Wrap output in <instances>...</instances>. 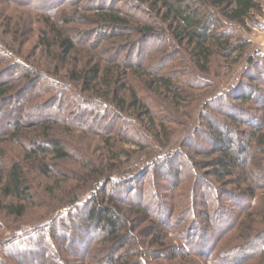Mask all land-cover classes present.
<instances>
[{
  "label": "trees",
  "instance_id": "trees-1",
  "mask_svg": "<svg viewBox=\"0 0 264 264\" xmlns=\"http://www.w3.org/2000/svg\"><path fill=\"white\" fill-rule=\"evenodd\" d=\"M263 1L72 0L57 12L64 0H40L9 13L0 224L40 215L37 187L47 202L45 229L26 234L36 246L0 264H151L141 248L158 252L153 264H264V54L246 56L239 32ZM150 175L152 189L134 188ZM74 214V233L59 236ZM48 242L76 258L46 253Z\"/></svg>",
  "mask_w": 264,
  "mask_h": 264
},
{
  "label": "rangeland",
  "instance_id": "rangeland-1",
  "mask_svg": "<svg viewBox=\"0 0 264 264\" xmlns=\"http://www.w3.org/2000/svg\"><path fill=\"white\" fill-rule=\"evenodd\" d=\"M40 0H18V2H20L21 4L19 6H17L15 3H13L11 0H0V29H1V33L3 32V35H0V53H3L4 49V44L7 43L9 37L6 34V29H4L2 27L3 23L5 22V19L7 17V15L10 13H13L15 8H19V11H27L31 8V6H36L37 4H39ZM57 2L59 1H63V0H55ZM72 0H64V2L66 3V5H60L57 6L56 11H60L63 8L67 7V2H70ZM110 5V2L107 4ZM122 4H118V6H121ZM29 8V9H28ZM34 13H38V11L35 10V8H32ZM14 15L16 14L15 12L13 13ZM217 26H215L216 28ZM239 32L243 35V37L247 38L250 41V47L248 49V52L246 54V56H249L251 54H259L260 56H262L264 54V1H263V5L261 8V11L256 12L253 15L252 20H249L245 26L239 27ZM35 39V38H34ZM34 49V47H33ZM154 49L153 47H150L149 51L146 52H152ZM34 51V50H33ZM29 52H32V46H29ZM16 54L12 55L13 57H15ZM26 59V57H23ZM23 58H18L15 57V59L20 60V61H25V59ZM246 58V57H245ZM245 58L238 63L235 71L231 74L228 83H223V85H221V90H225V88L232 86L234 83H236L238 81V79L241 77L240 73L242 72V70H244V68L246 67V61ZM3 66V65H2ZM2 66L0 68H2ZM21 85H24L23 83L19 85V87ZM264 86H262L263 88ZM40 88H37V91L33 92L30 94L29 97H33L37 94L38 90ZM67 98H69L68 102L73 103L74 101H76V96L73 92H69V96H67ZM49 99V95H45L43 97V101L48 100ZM103 118L100 117H94L92 119V121L89 122V124L91 125V127L94 128H99V129H103V133L106 132V130H104V125H103ZM178 135H181V131L179 130ZM72 153H74V155L76 156V160H78L77 162H84L86 160V156L82 151H76L75 149L72 150ZM93 153V152H92ZM166 172V171H165ZM253 175H255L254 171L252 172ZM63 175H66V173L63 171L61 172V177L59 175L60 178H64ZM152 176L150 175V177L146 178L144 181H141V183L139 182H134L132 183V185L134 186L135 189L139 188V187H144L147 191L152 189L154 186L152 185ZM164 182V181H163ZM167 185H169L167 182H164ZM144 185V186H143ZM130 186H127L126 188H128ZM36 189V188H35ZM38 190L39 187H37ZM33 192L34 193V200H35V207L36 209H40L39 207H41L40 209V215H36V216H27L22 222L20 223H12L11 221H5V223L0 224V228H2V230H0V253L2 255V257L4 258L3 261H7L9 262L8 258L10 257H18L19 259L22 260L23 257V253L26 249H31L32 247L34 248L36 246V242H37V237H38V233L36 234H32V240L29 242V240L25 239L26 238V234L30 233V231L36 232V229H45L43 227H40L42 225V223H40L41 219H39V217H41L42 214L45 215V210L43 209V202L46 200L44 199V197H38V192ZM111 191V190H110ZM135 191V190H134ZM165 193H168V191ZM136 194V193H135ZM90 194H88L86 196V198L84 200H86L89 197ZM47 202V201H45ZM50 202V201H49ZM44 207H46L44 205ZM155 207H152L151 209L154 210H158V209H154ZM66 211V210H65ZM159 211V210H158ZM156 213V211H154ZM66 213V212H65ZM62 216H59V219H61ZM78 221H80L79 217H77L76 214L72 215L69 219V225H68V229H65L64 227H59V229H57V231L59 232V236H63L66 235V237L68 238L73 232V224L77 223ZM13 226V227H12ZM15 226H18V228H14ZM207 223L204 220V217H201L199 220V224L197 225L196 229H200L203 227H206ZM12 227V228H11ZM14 228V229H13ZM35 229V230H34ZM194 229V230H196ZM67 230V231H66ZM66 233V234H65ZM170 237H173V232L169 233ZM14 235H19V239L21 240V238H23L24 240L21 242H13L10 238H12ZM79 233L78 236L79 237ZM92 239L90 240L91 242H93V244L98 245L97 243L100 241V239L104 236V233L98 231L97 233H92ZM29 237V236H28ZM67 246H69V244L67 243ZM65 247V246H64ZM96 247V246H95ZM148 248V247H147ZM44 250H46V253L51 254L53 251L58 250L59 252H64L63 249L61 248V246L59 245V243H56V246L52 245L50 242L47 243L46 246H44ZM152 253L151 250H146V248H141V258L144 259V262L146 263H157V262H162V260H158V258H154L156 257V255H158V252H155V254H150ZM157 253V254H156ZM65 255L68 256V258L72 261H74V259L76 258V256L74 254H71L69 251L67 252L65 249L64 252ZM160 259V258H159ZM105 263H109V258L104 257L103 258ZM156 261V262H154ZM78 263V260H75V264ZM165 263V261H164ZM167 263V262H166ZM55 264H61L60 261H56ZM86 264V263H85ZM206 264H212L211 260H208Z\"/></svg>",
  "mask_w": 264,
  "mask_h": 264
}]
</instances>
